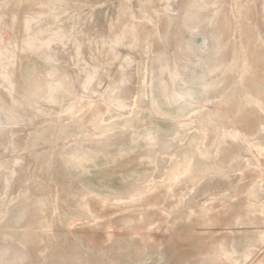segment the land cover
<instances>
[{"label": "rangeland", "instance_id": "374dc122", "mask_svg": "<svg viewBox=\"0 0 264 264\" xmlns=\"http://www.w3.org/2000/svg\"><path fill=\"white\" fill-rule=\"evenodd\" d=\"M0 264H264V0H0Z\"/></svg>", "mask_w": 264, "mask_h": 264}]
</instances>
